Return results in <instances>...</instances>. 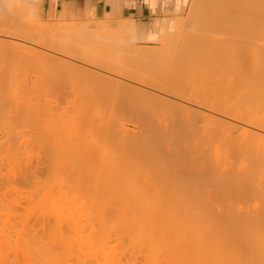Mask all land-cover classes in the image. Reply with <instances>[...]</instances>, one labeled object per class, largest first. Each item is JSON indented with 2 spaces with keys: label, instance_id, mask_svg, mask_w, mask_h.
I'll use <instances>...</instances> for the list:
<instances>
[{
  "label": "bare ground",
  "instance_id": "obj_1",
  "mask_svg": "<svg viewBox=\"0 0 264 264\" xmlns=\"http://www.w3.org/2000/svg\"><path fill=\"white\" fill-rule=\"evenodd\" d=\"M2 1L0 14L6 7L2 9L5 4ZM191 4L194 8L186 22L187 32L184 29L188 34H184L187 37L180 46L193 52L194 61L204 64L200 77L212 85L214 80L219 78L220 81L225 72L231 71L233 77H241V80L230 81L227 96L223 98L216 88L180 92L182 95L179 93L177 99L183 107L192 108L196 114L207 118L203 130L193 121L192 127L189 125L193 130L185 133L183 123L176 120L172 130L152 127L153 137L144 145L148 151L143 146L146 152H156L160 156L150 162L149 171L164 168L172 176L184 173L181 184L183 189L190 191L188 198L179 200L174 193L158 191V187L164 186L163 182L157 176L152 177L150 172L144 173L147 174L145 178L126 176L127 167L124 170L120 162L127 161V165H131L135 159L140 160L130 148L123 150L120 157H114L115 154L111 160H106L105 175L97 172L85 152L81 153L84 159L78 157L81 161L69 163L71 160L56 166L37 158L35 164L31 156H26L30 161H21L25 157L18 160L19 155H26L30 148L24 143L29 147L21 149L25 141L20 138L25 133L22 132L25 127L19 126L23 118L21 111L36 107L38 100L35 103L31 96L18 99L21 101L16 99L18 102L4 113L5 127L2 129L10 132L7 136L2 132L6 137L4 141L10 146L2 141L8 146V150L2 146L3 152L8 153L2 158V167L6 168H2L5 173L2 170L0 178V264H264V0H192ZM4 24L6 28L5 21ZM5 28L6 34L8 26ZM9 33L12 37L15 35ZM0 56L2 88V65L9 60L7 56L3 58L2 53ZM247 56L255 59L251 60V69L244 72L239 63ZM35 58L34 54L30 55L26 59L28 63L23 65L46 64L52 60L50 57ZM11 59L15 63L17 57ZM9 65L13 68L11 63ZM34 79L37 82L39 78ZM82 81L75 76L73 85H81ZM128 90L136 97L139 89L131 87ZM109 91L108 87L98 90L101 96L89 108L90 112L105 114L116 108L109 105L112 99L106 95ZM87 103L85 99L71 105L79 110L87 108ZM40 111L32 114L35 117L31 115L30 126L27 124L25 131L43 121L47 113L43 109L45 115H39ZM120 116L119 112L113 113V117ZM46 118L40 124L43 127ZM25 120L21 126L27 122ZM84 123V120L78 122L75 129H83ZM35 130L39 137L46 133L40 126ZM125 131L105 124L91 133L99 139V136L122 135ZM30 136L35 141L33 132ZM166 140H171L170 145L164 144ZM14 142L21 148L16 149ZM38 148L39 145L35 146ZM133 148L137 149L134 146L132 151ZM36 154L35 157L43 160L44 155L39 158V153ZM130 156L134 160H129ZM174 157L177 162L172 163L170 160ZM119 166L123 172L127 171L125 178L120 175ZM134 166L136 164L132 166L134 169L128 167L135 171ZM11 175L16 179H11Z\"/></svg>",
  "mask_w": 264,
  "mask_h": 264
},
{
  "label": "rangeland",
  "instance_id": "obj_2",
  "mask_svg": "<svg viewBox=\"0 0 264 264\" xmlns=\"http://www.w3.org/2000/svg\"><path fill=\"white\" fill-rule=\"evenodd\" d=\"M2 2L5 3L4 6L1 3V7L3 6L2 9L6 7L0 14V20L3 19L0 21L1 23L3 22L2 24L0 23V40H3L0 55L2 53L3 58L7 56L9 63L4 65L2 62V88H0V91H2L0 92V95L2 93V121L0 120V178H2V170L5 173L4 169L6 168V166L2 167V158L8 153L3 151L8 150L7 148L10 146L9 143L4 141L8 132L5 133L2 131L5 127L3 123L4 113L7 108L9 109V107L15 105L18 101L31 96L35 99V103L38 100V104H35L36 107L26 108V112H23L24 109L21 111L23 118L19 126L21 129L23 126L27 128V124L30 126L28 120H31L32 114L36 113L37 115L38 111L41 110L39 113L40 115L43 113L42 110L44 109V113H47V115L43 114L46 117L48 116V119L43 116L44 119L46 118L44 122L46 126L43 127L40 125L43 123L44 119L37 126L43 128L46 133L41 134V137H39L36 134L37 132L35 133V131H37L35 130L37 126L28 127V129H26L28 132L25 131V128L22 129L24 130L22 132L25 133H23L24 137L20 135V138H22L21 140L24 138L25 141L27 140L28 142L24 140V142H21H23L22 144L28 143L31 149L28 148L29 145L25 147L27 145L24 144L22 146L21 143H19L18 146L21 144L22 148L17 147L16 145L18 142H14L16 143L14 144L16 149L28 148V150H26V155H19L18 160H20L21 157H25L24 159L21 158V161H30V158L28 157V159L26 156H31V160L34 163H37V160L40 162L50 161L53 166H56L57 163L63 164L71 160L73 161L69 163L81 161V153L85 152L89 156L87 159L93 166L97 167H95L97 172L100 175H105L106 172L104 167L106 160H111L115 154L119 156L115 155L114 157H120L122 151L124 150L123 152H125L128 148V151L131 149L132 154H134L136 158L139 157L141 160L143 157L144 160L142 159V163H140V160H134L131 157L133 155H131L129 160H131V158L134 160H131V165H127V161H122L123 163L120 162L121 166L123 165L122 168L126 170L127 167L128 170V175H126L127 171L126 173L123 172V169L119 166L120 170H122L119 173L123 175V178H125V175L129 177L143 176L145 178L147 174L144 175V173L150 172L149 174H151L152 177L157 176L163 182L164 186L161 188L158 187V191H167L168 194L169 192L170 194L174 193L179 200H182V197L183 199L184 197L188 198L190 191L185 188L183 189L181 184V176L184 173L172 176V174L167 172L164 168H153L149 171L148 165L150 162H155L160 156L159 153L156 152H146L147 147L145 146L147 144L145 143L152 139V130L154 127L172 130L175 127L174 121L176 120L183 123L182 129L185 133L193 130V128L192 130L190 129L193 121L196 122V127L203 130L205 127L204 125L207 123V118L196 114L192 108L183 107L184 105L177 99V97L182 95L180 92L185 90L206 91L216 88L217 93L219 92L218 94L223 98L227 96L229 89L228 85L229 83L231 84L230 81L236 82V80H241V77H233L231 71H227L228 73L225 72L222 75L226 77L225 79L222 77L224 80L221 77L220 81L219 78L216 80H214V78L212 79L214 80L212 85L207 84L205 82L206 79H203L202 76L200 77L204 64L194 61V56H191L194 55L193 52L191 51V54L190 51H186L185 48L181 47L182 45L180 46V42L182 44L185 37H187V35L184 34H188L186 33V29H188L186 28V22H189V16L194 8L191 4L192 0H188L186 7L180 14L173 18L166 26V31H163L157 39H155L154 34L145 37V39H155L149 43H143L136 38L134 33V22L132 21L114 20L109 17L104 19L91 18L88 13L74 11L64 6L61 0H6V2L3 0ZM9 20H12L13 23L11 21V24H9ZM4 21L6 22V28L8 26L7 30L4 27ZM4 28L6 30L5 32H14V38L11 36L12 33H9L10 36L8 32L5 34ZM91 29L92 31H90ZM94 31H96V34H94ZM99 35L102 36L100 37ZM105 37L108 38V40ZM104 40L106 44H103ZM121 40L123 41L121 42ZM5 41L6 43H4ZM32 54H34L36 58L50 57L52 60L46 63L47 65L37 62L33 65H23V63L27 62L26 59ZM36 54H40V57ZM15 56L17 59L15 63H13V59L11 58ZM253 58L255 59L254 56H247L243 59L241 63H239L240 70L248 72L251 69L250 65L253 64L251 63V60H254ZM10 63L13 68L9 65ZM19 64L23 65V67ZM240 65H242L243 68ZM27 66H29V68H27ZM14 67H18L17 70H15ZM75 76L82 78L83 81L81 85H73V78ZM34 78L39 79L37 82H34ZM232 78H234L235 81ZM107 87L110 91L107 92L106 95H109V97L112 96L109 105H114L116 108L109 110V112L105 114L100 111L95 113L90 112L91 110H89V108L100 98L98 96H101L98 94V90ZM131 87L139 89L136 97L132 95V92L129 93L128 89ZM131 96H133V98ZM232 98L234 99L235 96ZM16 99L21 100L17 101ZM85 99L89 102L87 103V108H78L79 110L72 108L73 105L71 104L81 103ZM115 99L118 102L114 101ZM46 106L49 108L47 109ZM112 111L116 113L119 112L121 116L113 117L114 112ZM51 112H54V114L56 112L61 117L57 114L56 116L52 115ZM61 112H63V116L59 114ZM25 114H28L30 118L28 117L27 119ZM23 119H26L25 121L27 122L24 121L25 123L21 126ZM32 120H35V118ZM82 120L86 123H84L83 129H75L77 128L78 122ZM105 124H109L112 128L125 129L126 131L122 135H110L106 138L99 136L98 139L97 135V137H93L92 134H94V131L92 133L91 131L97 130ZM32 128L35 131H33ZM7 129L10 128L8 127ZM2 132H4V135L6 134L5 136L3 135V139ZM32 132L33 135L38 137H35V141H33L34 139L30 136ZM89 133L92 135L91 137ZM8 134L10 135V132ZM2 141L8 146H4L6 144ZM170 141L171 140H166L164 144L170 145ZM33 143H38L40 149H35V146L38 145H34ZM41 145L43 147L46 146L48 150L45 147L41 149ZM127 145L130 146L127 147ZM100 146L102 148H107H103V150L100 149ZM131 146L137 148H133L135 153L134 150L132 151ZM143 146L146 150L143 149ZM45 149L47 152H50L49 154L46 152V156L43 153ZM87 150H91L92 152L90 151L89 153ZM41 151L42 154H40ZM33 152L39 153V158L44 155V158L42 157L43 160L38 159L37 156L35 157ZM140 153L141 155L139 156ZM106 154L107 157L109 155L108 158L105 157ZM79 156L81 157L78 158ZM36 158L37 160H35ZM84 158L83 156L82 159ZM170 161L172 163L177 162V158L174 157ZM128 164H130V161ZM133 164H136L134 167L137 170L135 171L130 170ZM137 165L138 168H136ZM53 166L52 169H56V167ZM110 167L111 164L109 163V168ZM198 167H200L199 164ZM16 171L18 172V170ZM16 171L15 174L17 176ZM15 174L12 173V175ZM120 175L118 176L120 177ZM14 178L12 176L11 179ZM17 178V180L20 181L19 176H17Z\"/></svg>",
  "mask_w": 264,
  "mask_h": 264
},
{
  "label": "crops",
  "instance_id": "obj_3",
  "mask_svg": "<svg viewBox=\"0 0 264 264\" xmlns=\"http://www.w3.org/2000/svg\"><path fill=\"white\" fill-rule=\"evenodd\" d=\"M64 6L91 18L134 22V33L143 43L157 39L175 16L186 7L188 0H61ZM155 35V39L145 37Z\"/></svg>",
  "mask_w": 264,
  "mask_h": 264
}]
</instances>
